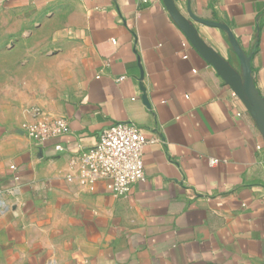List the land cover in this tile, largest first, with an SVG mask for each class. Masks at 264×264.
<instances>
[{
	"label": "crops",
	"instance_id": "crops-1",
	"mask_svg": "<svg viewBox=\"0 0 264 264\" xmlns=\"http://www.w3.org/2000/svg\"><path fill=\"white\" fill-rule=\"evenodd\" d=\"M174 2L230 27L264 98V0ZM0 42L27 44L0 89V264H264V138L163 0H0ZM32 107L69 133L29 139ZM129 122L153 141L146 179L118 198L80 186L71 157Z\"/></svg>",
	"mask_w": 264,
	"mask_h": 264
},
{
	"label": "built area",
	"instance_id": "built-area-1",
	"mask_svg": "<svg viewBox=\"0 0 264 264\" xmlns=\"http://www.w3.org/2000/svg\"><path fill=\"white\" fill-rule=\"evenodd\" d=\"M234 96L236 97L235 93ZM25 113L32 121L24 124L23 131L34 142L64 138L69 133L66 120H48L38 107L28 108ZM152 142L134 123L109 126L101 132L92 147L71 157V165L76 167L78 184L91 187L104 183L114 198L129 195L135 184L146 179L143 153L145 147ZM57 151L64 152L65 149L58 146ZM218 163V160H212L211 165ZM11 169L17 171L15 166ZM18 179L16 176L15 180ZM6 211V203L0 199V215Z\"/></svg>",
	"mask_w": 264,
	"mask_h": 264
},
{
	"label": "water",
	"instance_id": "water-1",
	"mask_svg": "<svg viewBox=\"0 0 264 264\" xmlns=\"http://www.w3.org/2000/svg\"><path fill=\"white\" fill-rule=\"evenodd\" d=\"M163 2L175 23L185 33L192 45L203 58L215 68L222 79L232 88L235 95L243 102L264 138V98L261 96L254 83L251 56L243 51L230 27L219 22L199 19L190 10L188 12L189 18H187L177 8L174 0H163ZM191 20L210 27L219 28L226 33L240 61L241 73L200 38Z\"/></svg>",
	"mask_w": 264,
	"mask_h": 264
},
{
	"label": "rangeland",
	"instance_id": "rangeland-1",
	"mask_svg": "<svg viewBox=\"0 0 264 264\" xmlns=\"http://www.w3.org/2000/svg\"><path fill=\"white\" fill-rule=\"evenodd\" d=\"M27 44L25 43H18L16 50V54L12 55L7 47L6 43L0 42V89L6 83L5 81L9 82V73H11L10 68L13 64L19 61L18 58L24 54V49L26 48ZM22 60V59H21ZM230 62L234 65V68L241 73V66L237 62L236 59H231ZM18 64H15L17 66ZM0 97H1V90H0ZM6 112V108L0 107V120L3 118L4 113Z\"/></svg>",
	"mask_w": 264,
	"mask_h": 264
}]
</instances>
